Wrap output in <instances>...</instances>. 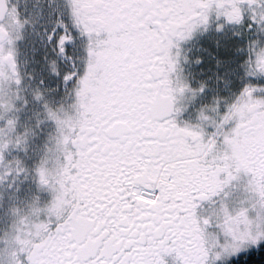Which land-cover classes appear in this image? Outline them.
Here are the masks:
<instances>
[{"label":"snow or ice","instance_id":"obj_1","mask_svg":"<svg viewBox=\"0 0 264 264\" xmlns=\"http://www.w3.org/2000/svg\"><path fill=\"white\" fill-rule=\"evenodd\" d=\"M0 264H264V0H0Z\"/></svg>","mask_w":264,"mask_h":264}]
</instances>
